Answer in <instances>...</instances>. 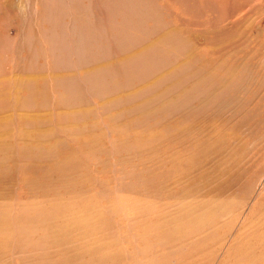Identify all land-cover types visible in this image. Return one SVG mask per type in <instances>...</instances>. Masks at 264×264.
<instances>
[{
    "label": "rangeland",
    "instance_id": "1",
    "mask_svg": "<svg viewBox=\"0 0 264 264\" xmlns=\"http://www.w3.org/2000/svg\"><path fill=\"white\" fill-rule=\"evenodd\" d=\"M42 1L0 0L2 72H20L29 50L42 46L36 25ZM91 1H82L88 10L100 3ZM147 2L153 20L141 24L148 30L144 34L154 33V25L155 36L176 32L186 43L178 60L189 67L185 87L193 91L199 78L206 95L141 123L139 113L123 115L116 122L129 123L125 135L119 127L121 134L106 135L87 119L83 138L59 148L70 164L66 172L55 158L35 163L36 176L28 170L31 164L11 162L10 167L23 169L0 177V202L59 195L50 201L54 214L34 220L36 228L28 234L33 243L7 240L0 257L4 264L28 256L37 263L41 251L55 264H264V0ZM17 37L25 48L4 43ZM215 72L221 79L210 82L208 75ZM11 103H5L10 112L3 115L11 114ZM51 111L54 122L56 111ZM121 137L138 148L109 153L110 139ZM121 169L138 173L134 187L98 195L101 185L114 192L123 186Z\"/></svg>",
    "mask_w": 264,
    "mask_h": 264
},
{
    "label": "bare ground",
    "instance_id": "2",
    "mask_svg": "<svg viewBox=\"0 0 264 264\" xmlns=\"http://www.w3.org/2000/svg\"><path fill=\"white\" fill-rule=\"evenodd\" d=\"M82 1H42V15L38 14L36 21L42 46L39 45L38 50H29L27 47L30 60L22 68L18 66L21 68L20 72L6 74L0 67V177L11 176L19 169V173L21 172L23 168L15 165L17 169H14L12 165L9 166L11 162L19 165L31 164L28 167L31 166L32 170H28L33 172L34 176L39 173L35 163L43 159H60L64 164L62 168L67 170L70 164L66 165L64 159L68 158L59 153V148L83 138V131L87 130V119L88 122H93L92 127L99 125L103 128L106 135H111L115 130L117 133L123 130V135L129 123L116 122L123 115L139 113L137 121L141 123L142 119L147 121L153 116L180 109L193 99L203 98L208 91V88L198 85L199 78L195 81L197 85L192 87L194 92L185 87L188 84L189 67L185 62L178 60L185 52L186 43L176 32L155 36L154 25L150 27L154 33L144 34L148 30L141 24H145L150 18L153 20L148 14V0H92L91 3H100L97 8L91 7L89 10ZM18 38L15 42L11 39L6 42L3 39V42H12L10 45L14 44L19 49L25 48V41H19ZM39 57L43 58V65H40ZM161 72L164 74L160 78L152 79ZM220 75L218 72L208 75L209 81L216 82L215 77L221 79ZM48 89H52L53 93H48ZM24 91L25 95L22 94ZM54 93L57 97L53 104L55 108L51 107L50 103ZM215 98L219 96L215 95ZM7 101L10 104L13 101L9 116L3 115L4 112H10L4 107ZM6 107H9L8 104ZM52 108L56 111L54 122L50 120L53 118ZM121 124L123 128L119 126ZM54 137L56 140L50 143ZM9 139L12 141L9 142ZM136 148L138 147L121 137L110 139L108 151L114 155L124 151L130 153ZM84 156L86 157L85 154ZM118 171L121 174L118 178L122 179L123 186L114 192L111 187L101 185L98 195H118L119 190L136 184L138 180L136 181L134 175L140 178L138 173L133 174L132 171ZM29 177L31 180L32 176ZM30 180L27 184L32 183ZM33 185L36 186L35 183ZM54 196L47 193L39 199L34 196L28 199L16 198L12 205L11 201L0 202V257L6 252L7 240L8 244L15 245L33 243L28 234L36 228L34 220L39 223L43 217L54 214L51 208L54 206L51 205L55 200ZM59 203H62V200ZM43 224L45 225L44 222ZM39 250L38 247L35 252L40 253ZM17 252L21 254L20 249L15 253ZM19 256L22 258V255ZM28 258L20 260L18 264H55V261H50L51 259L48 260L42 255V251L38 257L39 262L33 263V260ZM2 261L4 260L0 258V264Z\"/></svg>",
    "mask_w": 264,
    "mask_h": 264
}]
</instances>
